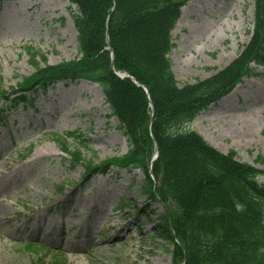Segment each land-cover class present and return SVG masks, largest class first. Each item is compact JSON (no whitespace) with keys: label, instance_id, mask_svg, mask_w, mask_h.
I'll return each instance as SVG.
<instances>
[{"label":"rangeland","instance_id":"1","mask_svg":"<svg viewBox=\"0 0 264 264\" xmlns=\"http://www.w3.org/2000/svg\"><path fill=\"white\" fill-rule=\"evenodd\" d=\"M252 4L192 0L183 7L171 53L181 85L234 61L251 38ZM70 8V0H0V91L34 71L25 47L53 65L78 56ZM104 96L97 84L81 80L39 91L27 106L0 98L8 116L0 125V264H52L56 252L62 264H179L162 224L172 226L179 210L150 198L146 191L158 185L151 172V186L144 172L117 168L84 183V165L72 167L53 139L79 131L84 145L82 139L69 143L96 163L127 153L130 145ZM190 128L263 169L257 159L264 156V74L243 80ZM28 243L41 249L30 251Z\"/></svg>","mask_w":264,"mask_h":264},{"label":"trees","instance_id":"2","mask_svg":"<svg viewBox=\"0 0 264 264\" xmlns=\"http://www.w3.org/2000/svg\"><path fill=\"white\" fill-rule=\"evenodd\" d=\"M188 1L71 0L78 8L73 19L80 57L53 65L26 47L34 72L11 87L20 93L13 104L58 81L100 84L130 150L96 163L57 137L72 164H84L87 175L110 165L140 170L150 186L151 172L158 185L146 192L179 210L172 226L162 222L179 264H264V170L239 161L233 150L217 149L190 128L203 109L256 74L251 63L264 66V0H254L253 35L238 57L212 77L181 85L170 59L171 32ZM258 161L264 165V157Z\"/></svg>","mask_w":264,"mask_h":264},{"label":"bare ground","instance_id":"3","mask_svg":"<svg viewBox=\"0 0 264 264\" xmlns=\"http://www.w3.org/2000/svg\"><path fill=\"white\" fill-rule=\"evenodd\" d=\"M184 11V10H183ZM107 222H109V219L107 220Z\"/></svg>","mask_w":264,"mask_h":264}]
</instances>
